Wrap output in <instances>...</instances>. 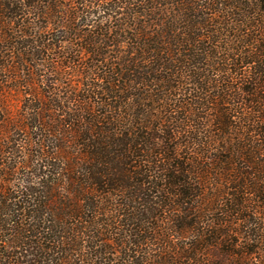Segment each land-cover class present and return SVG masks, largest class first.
Masks as SVG:
<instances>
[{
	"label": "trees",
	"instance_id": "trees-1",
	"mask_svg": "<svg viewBox=\"0 0 264 264\" xmlns=\"http://www.w3.org/2000/svg\"><path fill=\"white\" fill-rule=\"evenodd\" d=\"M39 67L0 104V264H264V0H0L7 88Z\"/></svg>",
	"mask_w": 264,
	"mask_h": 264
},
{
	"label": "rangeland",
	"instance_id": "rangeland-1",
	"mask_svg": "<svg viewBox=\"0 0 264 264\" xmlns=\"http://www.w3.org/2000/svg\"><path fill=\"white\" fill-rule=\"evenodd\" d=\"M99 17H102L101 13L96 14L95 17H91L92 18L91 20H93V19L96 20L97 19V21H98ZM101 19H104V18H101ZM7 64H9V63H7ZM39 68L41 70L38 71L37 79L40 80V81L37 82L38 84H36V86L35 85L34 86H30V87L20 86L18 88H14V90H9V88H7V87H11V85H13V81L6 77V75H9V72H8L7 68L4 71L0 72V87H1L0 88V104L2 106L4 104L5 105L4 107H5L6 111H7V113L5 115H3V113L0 110V115L1 116L3 115V118H6L7 115L14 116L17 113V109L22 104V100L23 99L21 98V95H22V93L24 91H26V92H30L31 91L32 92L31 94H33L34 90L38 91V90L42 89V87L46 88V86H47L46 83L50 84L49 83V79H50L49 73L47 71L45 72L44 68L43 69L41 67H39ZM67 77L68 78H66V79L65 78L62 79L63 84H66V82H67V85H68L70 83L75 82V80H78L77 76H75V75L71 76V77L68 75ZM46 78H48V79H47L46 83H44L45 82L44 80ZM58 83L59 82L54 83L53 85H50V86H53V87L57 88L58 85H56V84H58ZM58 88H60V87H58ZM25 98L31 99L32 97L31 96H29V97L27 96ZM68 104H69V106H74L73 102H69ZM0 124H2V123H0ZM52 140H53V141H51L52 143L49 142V144H48L49 146L47 148L48 150H50V152H56V150H55V148L53 146L55 143L59 144L60 147H62V149L64 148V142L61 139L56 137L55 139H52ZM68 143H69V141H68ZM59 150H60V152H59L58 155L60 156L61 155L60 153H61L62 150L60 148L57 151H59ZM56 154H57V152H56ZM64 155H65V152H64ZM20 171H24V169L20 168ZM20 175H22V174H20Z\"/></svg>",
	"mask_w": 264,
	"mask_h": 264
}]
</instances>
